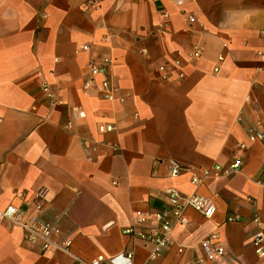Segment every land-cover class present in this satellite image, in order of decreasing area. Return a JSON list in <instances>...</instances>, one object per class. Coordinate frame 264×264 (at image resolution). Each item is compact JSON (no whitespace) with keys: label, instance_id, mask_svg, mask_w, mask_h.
Wrapping results in <instances>:
<instances>
[{"label":"crops","instance_id":"crops-1","mask_svg":"<svg viewBox=\"0 0 264 264\" xmlns=\"http://www.w3.org/2000/svg\"><path fill=\"white\" fill-rule=\"evenodd\" d=\"M262 31L264 0H0V210L31 212L44 189L41 219L73 240L71 254L62 237L43 251L0 223V264H77L74 256L193 264L212 234L226 248L218 264H264L252 244L255 215L264 231V144L248 136L256 123L264 128ZM104 60L117 88L111 101L98 91L102 76L84 92L90 65ZM176 61L185 74L178 85ZM102 124L116 130L100 133ZM235 161L238 173L192 184ZM172 162L186 171L173 177ZM169 189L212 200L216 213L207 220L186 210L187 224L151 262V247L123 232L166 207Z\"/></svg>","mask_w":264,"mask_h":264},{"label":"built area","instance_id":"built-area-1","mask_svg":"<svg viewBox=\"0 0 264 264\" xmlns=\"http://www.w3.org/2000/svg\"><path fill=\"white\" fill-rule=\"evenodd\" d=\"M94 5L99 4V0H91ZM191 23L195 22L194 17H189ZM264 38V31L261 32ZM86 49H88L86 47ZM264 59V53L261 54ZM195 57H200L201 52L197 51ZM223 60V57H220ZM108 60H104L100 65H90V79L84 86V92L88 93L90 88L95 84V78L102 76L103 81L98 91L101 97L105 100H114L117 88L114 86L112 79L109 76ZM182 65L176 61L172 68H178L179 73L177 78L172 82L178 85L184 80L185 74L180 71ZM262 70H264V63ZM163 74L162 79L165 82L171 80V75L165 67L160 68ZM50 97H53L49 88H45ZM72 112L77 119L85 120L86 112L78 107L72 108ZM72 127V123L68 124V128ZM116 130L113 124H102L99 126L100 133H112ZM249 141L251 143L264 144V128L261 123H256L249 130ZM86 149H90L89 143L84 144ZM240 148H245V144H241ZM240 161H235L227 166L217 165L210 169H205L201 174H195L191 182L195 186L201 185L209 179H216L222 175H233L238 173L242 168ZM186 169L177 162L171 164V175L173 177L180 176ZM257 183L264 187V168L261 176L257 179ZM167 206L163 209L153 210L142 214L130 227L123 232L124 236L133 240H141L151 247L149 252V261L155 262L162 259L173 243V232L177 226H185L187 220L184 217L185 211L188 209L194 210L204 216L207 220H211L216 213V206L212 200L201 196L197 193L186 196L176 189H169L166 192ZM46 191L40 190L35 194L29 203L31 212L23 207L9 206L4 210H0V223H10L19 227L25 234L26 241L33 246H40L43 251H48L58 245V238L62 237L60 248L68 254H71L73 240L70 236L62 234V231L56 224L44 222L41 217L45 210ZM240 219V218H239ZM236 218L235 221L239 220ZM234 221V220H232ZM253 223L256 226V231L253 237V247L259 257H264V231L261 219L258 215L254 216ZM201 250L203 257L198 258L193 264H218L224 257L226 248L218 234H212L201 242ZM183 251H180L182 253ZM129 260L134 259V254H127ZM77 264H102L104 258L99 257L92 262L74 256Z\"/></svg>","mask_w":264,"mask_h":264}]
</instances>
